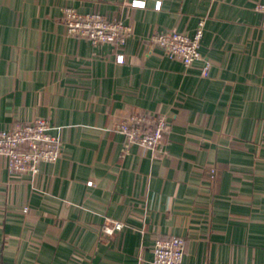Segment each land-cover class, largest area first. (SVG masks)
Listing matches in <instances>:
<instances>
[{"label":"crops","instance_id":"1","mask_svg":"<svg viewBox=\"0 0 264 264\" xmlns=\"http://www.w3.org/2000/svg\"><path fill=\"white\" fill-rule=\"evenodd\" d=\"M133 1L0 0V128L41 117L63 142L37 177L0 157V264H153L170 236L182 264H264V0ZM65 7L130 27L125 63L68 36ZM200 20L208 77L147 41ZM132 113L166 117L161 155L115 129Z\"/></svg>","mask_w":264,"mask_h":264},{"label":"built area","instance_id":"2","mask_svg":"<svg viewBox=\"0 0 264 264\" xmlns=\"http://www.w3.org/2000/svg\"><path fill=\"white\" fill-rule=\"evenodd\" d=\"M132 8L145 7V2L135 0ZM161 7L159 3L156 6ZM264 16V3L255 8ZM63 23L68 36L90 42L95 47L111 46L116 62L125 63L123 50L131 28L117 18H110L99 12L81 13L71 7L63 9ZM205 20H200L197 31L190 35L177 30L155 32L147 41L152 47L159 48L164 55L186 68L202 63V75L208 77L211 64L204 60L200 52ZM264 27V21H263ZM115 129L124 134L128 146L138 145L161 155L162 146L169 133L166 117L148 113H132L118 118ZM58 134H53V131ZM61 128L45 118H35L30 122H17L8 129L0 128V157L6 160L7 169L15 175L37 177L42 164H56L62 157L63 142ZM92 185V182L89 183ZM27 209L24 208L23 212ZM123 224L115 223L105 231L111 233L121 230ZM185 239L170 236L156 239L153 248V264H182L185 256Z\"/></svg>","mask_w":264,"mask_h":264}]
</instances>
